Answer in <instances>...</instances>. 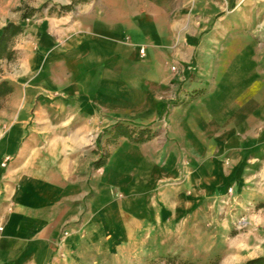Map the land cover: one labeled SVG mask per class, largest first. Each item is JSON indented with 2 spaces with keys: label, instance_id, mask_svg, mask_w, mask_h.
<instances>
[{
  "label": "crops",
  "instance_id": "0c3cea01",
  "mask_svg": "<svg viewBox=\"0 0 264 264\" xmlns=\"http://www.w3.org/2000/svg\"><path fill=\"white\" fill-rule=\"evenodd\" d=\"M43 3L0 26V264H85L264 177V0Z\"/></svg>",
  "mask_w": 264,
  "mask_h": 264
},
{
  "label": "rangeland",
  "instance_id": "374dc122",
  "mask_svg": "<svg viewBox=\"0 0 264 264\" xmlns=\"http://www.w3.org/2000/svg\"><path fill=\"white\" fill-rule=\"evenodd\" d=\"M39 3L40 0H0V26L5 19H22L47 6H38ZM249 27L259 31L261 25ZM262 172L230 200L217 202L214 215L191 216L183 226H148L138 233L118 234L103 247L85 249V264H244L264 256ZM75 260L72 258L71 264H77Z\"/></svg>",
  "mask_w": 264,
  "mask_h": 264
},
{
  "label": "trees",
  "instance_id": "16d2710c",
  "mask_svg": "<svg viewBox=\"0 0 264 264\" xmlns=\"http://www.w3.org/2000/svg\"><path fill=\"white\" fill-rule=\"evenodd\" d=\"M69 6H64L61 9L66 10ZM33 14V13H31ZM30 14V15H31ZM29 16V15H27ZM26 15L22 16V19L27 17ZM21 32V28L18 25H13L8 23L4 28H2L0 34V60L1 59H11L13 52L10 50L11 43L13 39ZM13 92V86L6 80L0 81V99L10 95ZM119 133L125 135V128L121 125H116L115 127ZM145 130L141 131L135 140L141 139V134H143ZM244 264H264V256L255 257L252 259H248L244 262Z\"/></svg>",
  "mask_w": 264,
  "mask_h": 264
},
{
  "label": "built area",
  "instance_id": "2783aa9c",
  "mask_svg": "<svg viewBox=\"0 0 264 264\" xmlns=\"http://www.w3.org/2000/svg\"><path fill=\"white\" fill-rule=\"evenodd\" d=\"M171 70H172V71H175V70H176V68H175V67H172V68H171ZM8 160H9V158H8V157H7V158H5V160H4V162H3V163H4V164H3V166H4V165H5L7 162H8ZM230 191H231V189H229V190H228V192H230Z\"/></svg>",
  "mask_w": 264,
  "mask_h": 264
},
{
  "label": "bare ground",
  "instance_id": "6f19581e",
  "mask_svg": "<svg viewBox=\"0 0 264 264\" xmlns=\"http://www.w3.org/2000/svg\"><path fill=\"white\" fill-rule=\"evenodd\" d=\"M244 246V245H243Z\"/></svg>",
  "mask_w": 264,
  "mask_h": 264
}]
</instances>
